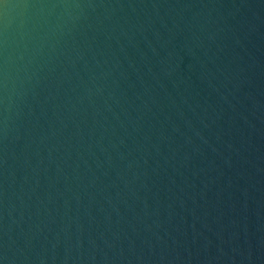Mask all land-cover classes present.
I'll return each mask as SVG.
<instances>
[{
  "label": "water",
  "instance_id": "water-1",
  "mask_svg": "<svg viewBox=\"0 0 264 264\" xmlns=\"http://www.w3.org/2000/svg\"><path fill=\"white\" fill-rule=\"evenodd\" d=\"M0 264H264V0H0Z\"/></svg>",
  "mask_w": 264,
  "mask_h": 264
}]
</instances>
